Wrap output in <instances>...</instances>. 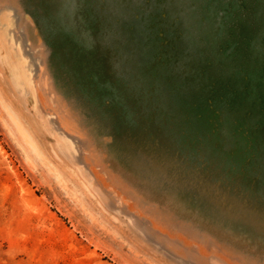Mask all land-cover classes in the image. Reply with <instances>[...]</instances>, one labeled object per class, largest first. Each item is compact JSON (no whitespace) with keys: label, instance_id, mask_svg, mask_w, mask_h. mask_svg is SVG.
<instances>
[{"label":"rangeland","instance_id":"1","mask_svg":"<svg viewBox=\"0 0 264 264\" xmlns=\"http://www.w3.org/2000/svg\"><path fill=\"white\" fill-rule=\"evenodd\" d=\"M0 264H264V0H0Z\"/></svg>","mask_w":264,"mask_h":264}]
</instances>
